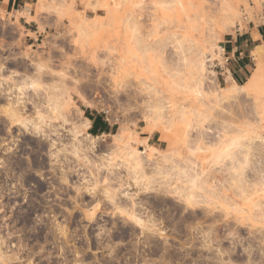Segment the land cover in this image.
<instances>
[{
	"label": "rangeland",
	"instance_id": "rangeland-1",
	"mask_svg": "<svg viewBox=\"0 0 264 264\" xmlns=\"http://www.w3.org/2000/svg\"><path fill=\"white\" fill-rule=\"evenodd\" d=\"M257 26L264 0L0 8V264H264V43L238 83L225 49Z\"/></svg>",
	"mask_w": 264,
	"mask_h": 264
},
{
	"label": "crops",
	"instance_id": "crops-1",
	"mask_svg": "<svg viewBox=\"0 0 264 264\" xmlns=\"http://www.w3.org/2000/svg\"><path fill=\"white\" fill-rule=\"evenodd\" d=\"M33 0H0V8L13 11L15 7L26 6ZM264 43V26L247 28L226 39L225 49L230 59L228 71L232 79L238 83L248 77L250 72L253 51ZM90 121L89 130L94 128L99 133H109L110 125L103 117L93 114L87 117Z\"/></svg>",
	"mask_w": 264,
	"mask_h": 264
},
{
	"label": "bare ground",
	"instance_id": "bare-ground-1",
	"mask_svg": "<svg viewBox=\"0 0 264 264\" xmlns=\"http://www.w3.org/2000/svg\"><path fill=\"white\" fill-rule=\"evenodd\" d=\"M258 48H259V47H258ZM254 53H255V55H256L257 57H259V58L262 57V56H261L262 54H264L262 49H256V50L254 51ZM257 57H255V58H257ZM261 79H262V73H261V71L256 70L255 73L250 77V79H249L245 84L241 85V88L243 89V91L245 92V94H250L251 91H252L253 89H255V88L259 85V83L261 82ZM13 103H14V102H13ZM15 104H16V103L13 104L14 107H16ZM14 111H15V110H14ZM14 111L11 113L12 118L18 120L17 114H16ZM89 124H90V121H89V119L86 117V120H85V122H84L83 125H84V127H86V126H89ZM36 126H37V125H36ZM228 126H229V125H228ZM33 127H34V126H33ZM225 127H226V126H225ZM227 128H228V127H226V129H227ZM231 128H232V127H231ZM223 129H224V128H223ZM223 129H222V130H223ZM228 130H229V129H228ZM233 130H234V129H233ZM149 131H151V130H149ZM151 132H152V131H151ZM225 134H226V132H225ZM198 135H199V134H198ZM209 135H210V134H209ZM205 136H206V135H205ZM210 139H211V141H213V140L215 139V137H210ZM217 139H219V138H217ZM234 139L237 141L236 138H234ZM234 139H231V140H230V138L228 139V140H230V141H228L227 144H226V148H227V149H228V147H230L231 144L233 145V144L236 143ZM196 140H197V139H196ZM198 140H199V139H198ZM207 140H208V139H207ZM203 141H204V140H203ZM223 141H224V140H223ZM215 142H216V141H215ZM234 142H235V143H234ZM225 143H226V141H225ZM192 147H193V146H192ZM240 147H242V146H240ZM193 148H194V147H193ZM250 148H251V147H250ZM227 149H224V150L227 151ZM247 149L249 150V147H248ZM224 150H223V151H224ZM230 150H231V149H230ZM230 150H229V151H230ZM240 151H241V149H240ZM247 152H248V151H247ZM234 153H236V152H234ZM248 153H249V152H248ZM229 154H230V152H229ZM239 154H240V152L238 153V156H239ZM242 154H243V153H242ZM245 154H246V152H245ZM258 154H260V153H258ZM231 155H232V153H231ZM231 155H230V156H231ZM233 155H235V154H233ZM233 155H232V156H233ZM236 155H237V154H236ZM263 155H264V154H263ZM238 156H237V158H238ZM234 157H235L234 160H236V156H234ZM245 157H246V156H245ZM222 158H223V157H222ZM222 158H221V159H222ZM231 158H232V157H231ZM246 158H247V157H246ZM246 158H242V159H241V157H239L238 159H241V160H244V159H245L244 161H246V160H247ZM238 159L236 160L237 163H238V161H241V160H238ZM228 160H229V159H228ZM218 161H219V160H218ZM232 161H233V159H232ZM244 161H243V162H244ZM234 162H235V161H234ZM243 162L241 161L240 163L242 164ZM246 162L248 163L249 161L247 160ZM246 162H244V163L242 164V166H244V164H245ZM237 163H236V164H237ZM240 163H238V164H239V165H238L239 167H241ZM247 163H246V164H247ZM246 164H245V165H246ZM259 164H260V163H259ZM262 164H263V163H262ZM227 165H228V164H227ZM229 165H231V164H229ZM232 165H233V164H232ZM252 165H253V164H252ZM236 166H237V165H233L232 167H233V168L235 167V169H236V168L238 167V166H237V167H236ZM248 166H249V165H248ZM260 166H261V165H260ZM191 167H193V166H191ZM191 167H190V168H191ZM194 167H195V166H194ZM246 167H247V166H245V168H246ZM256 167H257V166H256ZM217 168H218V167H217ZM217 168H216V169H217ZM233 168H232V169H233ZM245 168H244V170H245ZM259 168H260V167H259ZM142 169H143V168H142ZM211 169H212V168H211ZM235 169H234V172H236V174H239V176L241 177L242 172L240 173L239 171H242L243 168H242V170H239V169H238L239 171L236 169V170L238 171V173H237V171H235ZM260 169H261V168H260ZM260 169H259V171H260ZM263 169H264V167H263ZM263 169H262V170H263ZM180 171H181V170H180ZM193 171H195V170H193ZM228 171H229V170H228ZM259 171H258V172H259ZM187 172H188V171H186V173H187ZM212 172H213V171H212ZM224 172H225V171H224ZM244 172H245V171H244ZM244 172H243V173H244ZM261 172H262V171L259 172L260 175H262ZM219 173H220V172H219ZM256 173H257V172H256ZM262 173H264V172H262ZM179 174H180V173H179ZM191 174H192V175H191ZM191 174L189 173V177H192V180H191L190 178H189V180H191L192 184H195V183L197 182V180H200V179L203 180V179H202L203 177H202V176L200 177V175H202V174H200V172L195 171V173H194V172L192 173V171H191ZM222 174H223V173H222ZM226 174H227V173H226ZM226 174H225V175H226ZM228 174H230V173H228ZM233 174H234V173H233ZM236 174H235V175H236ZM246 174H247V172L244 173L245 176H246ZM185 175H186V174H185ZM190 175H191V176H190ZM221 176H222V175H221ZM229 176H230V175H229ZM237 176H238V175H237ZM239 176H238V179H237V180H239V178H240ZM242 176H243V175H242ZM245 176H244V177H245ZM181 177H182V176H181ZM263 177H264V175H263ZM187 178H188V177H187ZM199 178H200V179H199ZM211 178H212V177H211ZM245 178H248V177H245ZM245 178H243V179H245ZM258 178H259V176H258ZM204 179H205V178H204ZM228 179H229V178H227L226 180H228ZM240 179H242V178H240ZM260 179H261V176H260ZM260 179H259V182H258L259 185L262 183V180H261V183H260ZM262 179H263V178H262ZM245 180H246V179H245ZM245 180H244V181H245ZM251 180H252V179H251ZM263 181H264V179H263ZM188 182H189V181H188ZM191 182H190V183H191ZM201 182H202V181H201ZM238 182H239V181H238ZM198 183H199V182H198ZM226 183H227V182H226ZM239 183H240V182H239ZM201 184H203V183H200L199 186H200ZM243 184H244V183H243ZM246 184H247V183H246ZM195 185H196V184H195ZM195 185H194V187H195ZM244 185H245V184H244ZM196 186H197V185H196ZM246 186H247V185H246ZM249 186H251V185L249 184ZM249 186H247V187H249ZM190 187H191V185H190ZM241 189H242V188H241ZM244 189H245V188H244ZM247 189H248V188H247ZM192 192H193V191H192ZM194 192H195V191H194ZM192 195H193V194L191 193V196H192Z\"/></svg>",
	"mask_w": 264,
	"mask_h": 264
},
{
	"label": "trees",
	"instance_id": "trees-1",
	"mask_svg": "<svg viewBox=\"0 0 264 264\" xmlns=\"http://www.w3.org/2000/svg\"><path fill=\"white\" fill-rule=\"evenodd\" d=\"M92 115H93V113H89V114H88V112H87V117H92ZM90 132L93 133V134H100V133L97 132L94 128H92V129L90 130Z\"/></svg>",
	"mask_w": 264,
	"mask_h": 264
},
{
	"label": "flooded vegetation",
	"instance_id": "flooded-vegetation-1",
	"mask_svg": "<svg viewBox=\"0 0 264 264\" xmlns=\"http://www.w3.org/2000/svg\"><path fill=\"white\" fill-rule=\"evenodd\" d=\"M42 237H43V235H42Z\"/></svg>",
	"mask_w": 264,
	"mask_h": 264
}]
</instances>
